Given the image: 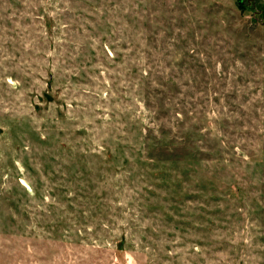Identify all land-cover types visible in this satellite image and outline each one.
Returning a JSON list of instances; mask_svg holds the SVG:
<instances>
[{"label": "rangeland", "instance_id": "1", "mask_svg": "<svg viewBox=\"0 0 264 264\" xmlns=\"http://www.w3.org/2000/svg\"><path fill=\"white\" fill-rule=\"evenodd\" d=\"M0 264H264V0H0Z\"/></svg>", "mask_w": 264, "mask_h": 264}]
</instances>
